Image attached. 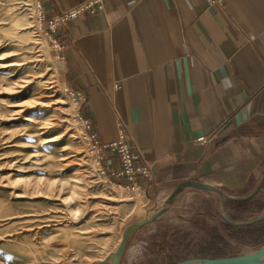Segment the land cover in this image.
I'll list each match as a JSON object with an SVG mask.
<instances>
[{
  "label": "crops",
  "instance_id": "crops-1",
  "mask_svg": "<svg viewBox=\"0 0 264 264\" xmlns=\"http://www.w3.org/2000/svg\"><path fill=\"white\" fill-rule=\"evenodd\" d=\"M38 1L48 21L89 0ZM56 38L88 134L105 145L124 129L150 168L149 198L187 182L264 190V0H108ZM102 164L118 170V153Z\"/></svg>",
  "mask_w": 264,
  "mask_h": 264
},
{
  "label": "rangeland",
  "instance_id": "rangeland-1",
  "mask_svg": "<svg viewBox=\"0 0 264 264\" xmlns=\"http://www.w3.org/2000/svg\"><path fill=\"white\" fill-rule=\"evenodd\" d=\"M38 0H0V264H99L126 228L168 205L102 175L60 44ZM142 191L145 198L138 197ZM227 201L186 189L156 223L133 231L119 264L235 257L264 246V190ZM233 217V219L230 217ZM104 264H111V261Z\"/></svg>",
  "mask_w": 264,
  "mask_h": 264
},
{
  "label": "built area",
  "instance_id": "built-area-1",
  "mask_svg": "<svg viewBox=\"0 0 264 264\" xmlns=\"http://www.w3.org/2000/svg\"><path fill=\"white\" fill-rule=\"evenodd\" d=\"M108 0H89L80 4L62 15L55 16L46 21L42 12V5L39 2L38 7L41 9L40 20L46 22L47 28L52 34H56L58 29L72 21L73 19L81 16L86 12L98 13L103 10L104 4ZM212 4H221V0H211ZM79 97V96H78ZM80 100V97H79ZM85 124V129L88 132L90 124L87 120L81 117ZM88 138L92 145V152L97 155V162L101 165L102 175L108 177L110 180L117 182H125L127 188L134 191L143 190L140 184L141 178L150 177L149 166H139L138 161L143 158L142 152L137 148H132L129 144L128 137L123 128L120 130V139L116 142L102 145L95 141L94 136L88 134ZM206 138H200L198 142H207ZM113 151L118 153L120 157V168L118 170H109L102 164V153L104 151Z\"/></svg>",
  "mask_w": 264,
  "mask_h": 264
},
{
  "label": "water",
  "instance_id": "water-1",
  "mask_svg": "<svg viewBox=\"0 0 264 264\" xmlns=\"http://www.w3.org/2000/svg\"><path fill=\"white\" fill-rule=\"evenodd\" d=\"M186 189H195L199 191L216 194L221 198L224 208L226 206L227 201H240L244 199V198H237V197L229 196L224 190L216 186H213V185L203 184L199 182H187L183 184L180 187V189L169 198L168 205L161 208L154 214L147 216L144 220L134 223L128 228H126L122 241L118 249L116 250V252L112 254L110 259H107L106 261H103L99 264H104L109 261H111V264H119L124 254V251L126 249L128 239L131 233L137 229L143 228L144 226H147L152 223H156L157 221L162 219L167 213L172 211L173 202L175 198L177 197L178 193ZM253 196H250L247 199H251ZM223 218L227 223L234 225V226H241V227L251 226V225L260 223L264 220V218H260L258 220L250 221V222H235L231 220L226 214H223ZM178 264H264V246L255 252L248 253V254L241 255V256L216 258V259H194V260L180 262Z\"/></svg>",
  "mask_w": 264,
  "mask_h": 264
},
{
  "label": "bare ground",
  "instance_id": "bare-ground-1",
  "mask_svg": "<svg viewBox=\"0 0 264 264\" xmlns=\"http://www.w3.org/2000/svg\"><path fill=\"white\" fill-rule=\"evenodd\" d=\"M122 187V189L124 188L125 190H128V188L127 187H125V186H123V185H121ZM138 197H142V198H145V194L142 192V191H140L139 193H138ZM123 238V237H122ZM122 241V240H121ZM121 243V242H120Z\"/></svg>",
  "mask_w": 264,
  "mask_h": 264
}]
</instances>
